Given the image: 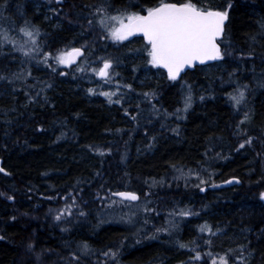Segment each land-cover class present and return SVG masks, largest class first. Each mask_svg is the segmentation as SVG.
Instances as JSON below:
<instances>
[{"label": "trees", "instance_id": "obj_1", "mask_svg": "<svg viewBox=\"0 0 264 264\" xmlns=\"http://www.w3.org/2000/svg\"><path fill=\"white\" fill-rule=\"evenodd\" d=\"M100 2L63 0L61 4H49L48 0H7V7L0 8L7 19L0 23L19 27L29 20L40 27L44 34L41 40H46L52 50L79 47L87 40L96 55L121 59L123 47L97 39L99 28L88 34L84 18L92 7L86 6L94 7ZM129 2L111 0L114 8ZM228 2L214 0L225 7ZM4 4L5 0H0V5ZM231 4L222 39L228 41L227 45L222 44V50L231 55L225 57L218 70L202 75V68L217 62L198 66L187 70L178 81L167 77L152 80L150 74L146 75L156 92L157 108L169 113L183 104L184 90L191 85L192 107L183 114L186 118L176 127L178 133L171 130L175 126L169 127L171 118H144L142 113L137 123L125 116L120 105L87 96L84 81L78 83L72 75H59L64 70L53 72L43 64L32 67L34 77L52 85L42 94L47 103L42 97L36 103H28L26 89L20 82L13 86L0 82V158L5 169L0 172V192L14 196V200L0 196V236L5 237L0 240V264H40L37 253H42V264H63L61 257L77 251L80 242H87L94 250L84 264H100L99 259L95 263V255L110 247L115 250L118 245V264H187L192 253L177 247L174 239L147 242L139 232L128 233L126 225L96 218L99 212L115 208L105 207L95 198L97 191L104 195L109 188L136 191L144 199V193H150L149 207L159 211L161 217L175 204L189 201L186 208L199 215L185 218L175 241L187 242L200 235L210 238V251L216 257L229 249L239 256V247L244 245L246 264H264V204L259 198L264 190V30L260 27L264 24V0H231ZM48 5L56 8L59 15L48 13ZM49 14L53 16L50 20ZM4 52L9 53L10 49L6 47ZM250 52L254 53L251 58ZM11 55L17 57L13 62L0 56V68L8 65L5 71H15L19 65L20 54ZM138 65L132 62V69ZM232 72L235 75L231 80L248 85L246 102L239 111L218 88V83L229 82L228 74ZM12 87L19 90L13 93ZM135 105L132 101L123 107L136 115ZM245 111L250 116L241 125L246 135H235L236 124ZM116 129L122 131L117 133ZM248 136L253 138L252 144L240 149L239 144ZM88 145L110 148L111 152L100 156ZM173 165L185 174L189 169L200 171L208 183L199 184L193 176L186 185V179ZM231 177L238 178L240 184L225 185ZM153 179L162 183L149 188L145 181L150 183ZM214 182L220 183L216 189L212 188ZM196 185L205 186V190L199 191ZM68 192L78 196V203L81 197L88 201L86 206L81 203L88 215L72 218L70 225L63 224L70 230L62 232V225L53 220L49 209L63 208L61 197ZM205 222L220 231L211 237L200 234L198 226ZM29 243H34L32 251L28 250ZM208 250L202 246L203 252Z\"/></svg>", "mask_w": 264, "mask_h": 264}, {"label": "snow or ice", "instance_id": "obj_2", "mask_svg": "<svg viewBox=\"0 0 264 264\" xmlns=\"http://www.w3.org/2000/svg\"><path fill=\"white\" fill-rule=\"evenodd\" d=\"M53 2L61 4L63 0H48L49 4ZM6 7L7 0H5L4 5H0V8ZM86 7H92V11L84 18L88 34H93L95 29L99 28L100 32L96 33L97 39L111 41L113 44L119 46H126L124 42L131 43L133 37L139 36L143 41L141 47L129 49V51L142 56L146 70L163 69L169 81L180 80L182 74L186 73V69H195L198 64L203 65L209 61H223L226 56L231 55L226 49L224 51L221 49V43H223L221 38L225 33V22L228 20L229 10L232 8L231 0H229L226 7L214 3V0H157L154 4L151 3V0H140L137 3H132L130 0L122 8H114L111 0H101L94 7ZM50 11L59 15L56 8H51ZM5 19L7 18L3 17V14L0 13V20ZM260 27L264 30V24H261ZM42 35L44 34L41 32L40 27L29 20H25L19 27L4 26V24L0 23V56L9 60V62L17 59L11 53H19L21 57L17 70L5 71L8 65L0 68V82H4L8 86H13L16 82H20L26 89L24 95L27 97L28 103H36L42 97L45 89L51 88L52 85L34 77L31 70L33 66L43 64L55 72L57 66L72 67L75 65L74 71L86 75L90 81L93 78H98L97 88L103 89L107 87L109 89L107 91H97V88L90 87L87 89L89 95L104 96L109 105H120L123 108L125 116H131L133 121L139 123V117L143 112L140 104L137 103L135 105L136 115H131L129 109L123 107L131 99V95L135 93V89L131 83L122 82V78L117 79L120 77V73L116 69L123 63L119 57L96 55L94 47L87 40L79 47L72 46L66 50H52L51 45L46 40H41ZM261 35L264 36V32ZM253 40H255V37H253ZM92 44L94 45L95 41ZM6 47L10 49L9 53L4 52ZM253 55L254 53H248L249 58ZM93 56H95V59H92ZM78 60L79 63H77ZM135 70L136 68L133 69V71ZM59 75H67V73L60 72ZM228 75L230 77L229 82L236 83V88L233 92L227 94L228 99L232 102L233 107L239 111L241 106L246 102L245 90L248 88V85H241L232 81L231 77L235 75V72ZM29 79H32L33 83L28 84L27 81ZM261 86H264V83ZM18 90L16 87H12L13 93H16ZM137 95L149 102L151 115L163 119H167L170 116H175L177 119H185L186 116L182 115V113H187L193 103L191 85H187L183 108H177L172 113H169L166 109L161 110L156 108L155 105H151V99L156 96L155 91L142 92ZM42 98L47 103V97L43 96ZM200 99L203 100L204 97L201 96ZM12 111H15V109H12ZM249 120V112L245 111L243 119L236 124L237 131L234 134L246 135L241 125ZM149 123H151V120H149ZM161 127H164V124H161ZM171 130L178 133V128ZM121 131V129H116L117 133ZM145 134L147 135V132ZM60 138L57 137V139ZM152 139L154 140L155 137H152ZM252 142L253 138L248 136L247 139L239 144V148L243 149L246 144L251 145ZM87 147L100 156L111 152L110 148L105 150L93 145H88ZM172 167L180 173L182 178L186 179V185L193 176L199 180V184L208 183V180L201 177L200 171L189 169L187 174H185L182 168H177L175 165ZM0 172H5V169L0 167ZM211 175V173L208 174L209 180L211 179ZM231 182L228 181V183ZM145 183L148 184L149 188H152L158 183H162V181L153 179L150 183L149 181H145ZM212 186L215 187V185ZM103 187L101 185V188ZM200 190L204 191L205 189L200 188ZM148 195L150 193H144L145 198ZM0 196H5L8 200H14V196L4 192H0ZM114 197H118L119 199H113ZM95 198L102 202L105 207L120 205L128 208L129 213L121 217V220L128 224L136 223L134 218L139 212L145 214L143 220V225L145 226L150 222L149 214L155 213L156 216L160 215V212L155 208L149 207L152 201L148 199L141 201V197L136 191H113L109 188L104 195H101V192L97 191ZM259 198L264 201V191L259 193ZM48 199L54 198L48 197ZM61 199L65 201L63 208L49 209V213L52 214L54 221L70 225L72 218L77 216L86 217L88 215L84 208L81 207V203L86 206L88 201H84L82 197L80 198L81 203H78V196L73 195L72 192H68ZM196 215L199 214L188 208H173L168 212L164 225L159 227L154 226L155 232L150 238H157V234L162 232L171 236L179 231L177 218ZM69 230L67 226L61 228L62 232ZM141 230L138 229V231ZM219 231L220 229H215L214 231L213 226L207 222L198 226V232L200 234L208 233L209 237L215 236ZM4 239L5 237L0 236V240ZM211 244V239L205 238L202 235L187 242L176 241L177 247L187 249L192 253L187 264H200L201 261H203V264H208V259L211 260V264H229L230 260L232 264H246L244 256L246 246L241 245L239 247V256L234 255L233 250L229 249L228 252L217 259L213 252L202 251V246L210 248ZM27 247L29 251H32L34 243H29ZM65 247H68L67 242L65 243ZM93 252L94 250L87 242H80L77 246V251H69L66 257H61V260L63 264H84L85 260ZM119 254V245L116 246L115 250L110 247L102 253L104 257L111 259L113 264H117ZM41 255L42 253L36 254V259L40 264H42ZM204 257L208 259H204Z\"/></svg>", "mask_w": 264, "mask_h": 264}, {"label": "rangeland", "instance_id": "obj_3", "mask_svg": "<svg viewBox=\"0 0 264 264\" xmlns=\"http://www.w3.org/2000/svg\"><path fill=\"white\" fill-rule=\"evenodd\" d=\"M51 8H53V7L50 6V5H48L45 9H46V11H48V13H50V9ZM52 17L53 16L49 14V16H48L49 19L48 20H50ZM222 41H223V43H222L223 45H227V43H228L227 40H222ZM136 43H138V44L141 43V45H142L143 41H140V40L139 41L138 40H132L131 43L124 42V44L126 46H122L123 49L120 51L122 53L121 60L123 61V63L116 69V71L120 73V77H118L117 79H121L122 78V82L131 83L133 85L134 89H135V93H133L131 95V99L128 101V103H131L132 101L134 103H136V104L139 103L140 104V108L143 109V112L142 113H144V115H143L144 118H150L151 116H152V118H158L157 116H153V115L150 114L151 113V109H150L149 102L148 101H145L143 99V97H141V96H139L137 94L142 93V92L154 91V88L148 82V79L146 77L147 74H150L151 75V79L152 80H156L157 78H162V77L165 78L167 76H166V74H163L161 72L162 69H159V70L158 69H148V70L145 69V67H144V61H143L142 56H138L135 53L129 51V49L141 47L140 44L138 46ZM62 49H65L66 50L68 48L67 47H64ZM134 61L139 63V65H138V67H137V69L135 71H133V69H132L133 68L132 67V62H134ZM78 63H79V61H78ZM221 63H224V62L223 61H218L216 65H212V66H209V67L206 66L205 68H202L201 74L202 75H206V74H209V73H214L216 70H218L220 68L219 65ZM39 67H40V65H39ZM56 69L64 70L62 72H65V73H67L69 75H72L77 80L78 83H79V81H84V83H85L84 84V86H85V93H87V89H88L89 86H91V88H97L98 78H93L90 81L89 78L86 75L74 71L75 65H73L72 67H69V68L68 67H64V66H57ZM141 81H143V83H141ZM232 81H235V82L238 83V81H236L234 79ZM27 82L28 83H32L33 80L31 79V80H29ZM218 88L220 89V92H224V94L228 97L227 94L233 92V90L236 88V83H230V82H222L221 84L218 83ZM100 90L107 91L109 89L107 87H105L103 89L97 88V91H100ZM184 92H187V89H185ZM86 95L89 96V97L92 96V98H95V99L96 98L97 99L98 98H103V100L106 99L104 96H101V95H89L88 93ZM151 105H155L156 108H157L156 103H154V98L151 99ZM183 106H184V101H183V104L179 105L178 108H181L182 109ZM147 112H148V114H147ZM183 114L184 113H182V115ZM168 118H171L172 119V123L169 125V127H171V128L173 126H175V128H176L178 126V124L180 123V121L183 120V119H177L175 116H170ZM212 185H215V187L212 186V188L213 189H216V188H218L220 186V183L214 182ZM200 188H204L205 189V186H203V185L201 186L200 185L199 188H198L199 191H201ZM116 198L119 199L118 197H115L113 199H116ZM144 200H145L144 198H141V201H144ZM69 203H71V201H69ZM64 204H65V201L63 200L62 201L63 207H64ZM186 204L188 205L189 204V201H185L182 204L181 203H177V204H175V207L174 208H176V209L184 208V207L186 208V206H187ZM172 209H170V210H172ZM170 210H168L166 213H164L163 214V217L156 216L153 213L152 214H149V221L150 222H149L148 225H146V227H145V225H143V220L145 218V214L143 212H139V214H137V216L134 219L136 221L135 224H128L125 221L121 220V217L122 216H125L126 213H129V209L128 208H125L123 206H120V205H116L115 208H112V209H109V210H106V211L104 210V212L103 211L102 212H99L97 214L96 218H99V219H107V220H109L108 222H110L112 224H116L117 223L116 225H121L122 226V225H125L126 224V227H128V229H129V232L128 233L132 234L134 232H139L140 234L145 235L144 236L145 237V241H147V242H150L152 240H160V239L166 240V239H170V238L174 239V242H176L175 239L178 238V236H179V233L178 232L179 231L178 232H175L171 236H169L167 233H163V232L162 233H159V234H157V237L159 239L158 238H150V237L153 236V233L155 232V227L154 226L159 227V226L163 225L165 223L164 220L167 217L168 212ZM133 211H135V209H133ZM140 214L142 215V217H140L141 216ZM164 216H165V218H164ZM137 217H139V218H137ZM153 218H155V220ZM185 218H188V217L177 218V220L179 222V227H181V224L185 220ZM60 224L63 227V224L64 223L63 222H60ZM138 229H142V230L141 231H138ZM211 247H212V244H211ZM211 247L209 248L208 251H210ZM208 251H206V252H208ZM102 253L103 252L101 251L97 257L95 255V257H94V258H96L94 260L95 263L97 262V259H99L98 262L100 264H113V261L112 260H110L109 262L106 263L105 261L107 259H109V258L108 257H104L102 255ZM218 258L219 257H217V259Z\"/></svg>", "mask_w": 264, "mask_h": 264}, {"label": "water", "instance_id": "obj_4", "mask_svg": "<svg viewBox=\"0 0 264 264\" xmlns=\"http://www.w3.org/2000/svg\"><path fill=\"white\" fill-rule=\"evenodd\" d=\"M227 22H228V20L225 22V27H226V24H227ZM137 37H139V36H137ZM223 37V36H222ZM79 61V60H78ZM77 61V62H78ZM215 62H217V61H209V62H206V64H203V65H197V67L198 66H205V65H210V64H213V63H215ZM163 70V69H162ZM190 71V70H193V69H186V71ZM164 71V70H163ZM165 72V71H164ZM166 73V72H165ZM183 75V74H182ZM0 167H2V158H0ZM228 181H232L231 183H228ZM224 184L225 185H227V186H231V185H238V184H240V181H239V179L238 178H235V177H231V178H229V179H227L225 182H224ZM121 191H127V190H121ZM264 191V190H263ZM261 202L264 204V201H262L261 200Z\"/></svg>", "mask_w": 264, "mask_h": 264}, {"label": "bare ground", "instance_id": "obj_5", "mask_svg": "<svg viewBox=\"0 0 264 264\" xmlns=\"http://www.w3.org/2000/svg\"><path fill=\"white\" fill-rule=\"evenodd\" d=\"M142 39V38H141ZM69 68V67H68ZM165 190V189H164ZM163 193H164V191H163ZM212 193H214V192H212ZM219 195V194H218ZM196 205V204H195ZM184 206V205H183ZM186 206V205H185ZM197 206V205H196ZM198 208H199V206H197ZM185 208V207H184ZM193 208V207H192ZM192 210V209H191ZM139 214V213H138ZM141 215V214H140ZM140 217H142V215L140 216ZM155 217V216H154ZM137 218H139V217H137ZM152 218V217H151ZM164 218H165V216H164ZM135 219V218H134ZM154 220H155V218H153ZM119 220V219H118ZM162 220V219H161ZM164 220V219H163ZM165 221V220H164ZM158 222V221H157ZM123 223V222H122ZM117 224V223H116ZM126 225V224H125ZM128 225V224H127ZM164 225V224H163ZM139 226V225H138ZM154 226V225H153ZM159 226V225H158ZM123 227V226H122ZM136 227V226H135ZM146 227V226H145ZM131 228V227H130ZM180 228V227H179ZM131 231V230H130ZM133 231V230H132ZM136 231V230H135ZM145 231V230H144ZM148 232V231H147ZM194 233V232H193ZM134 234V233H133ZM139 236V235H138ZM158 238V237H157ZM159 239V238H158ZM126 240V239H125ZM168 256V255H167ZM151 260V259H150ZM149 260V261H150ZM151 263V262H150Z\"/></svg>", "mask_w": 264, "mask_h": 264}, {"label": "flooded vegetation", "instance_id": "obj_6", "mask_svg": "<svg viewBox=\"0 0 264 264\" xmlns=\"http://www.w3.org/2000/svg\"><path fill=\"white\" fill-rule=\"evenodd\" d=\"M132 40H138V41L141 40V41H142V39H141L140 37H133ZM221 49H223V47H222V43H221ZM222 51H223V50H222Z\"/></svg>", "mask_w": 264, "mask_h": 264}]
</instances>
